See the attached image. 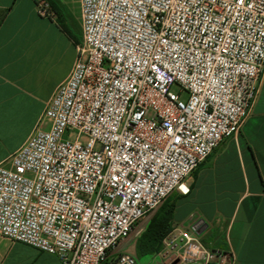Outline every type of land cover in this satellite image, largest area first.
<instances>
[{"label": "built area", "instance_id": "obj_1", "mask_svg": "<svg viewBox=\"0 0 264 264\" xmlns=\"http://www.w3.org/2000/svg\"><path fill=\"white\" fill-rule=\"evenodd\" d=\"M79 4L72 72L0 164V236L62 264H236L202 222L174 226L145 263L118 249L241 129L264 74V0ZM37 12L56 15L48 0Z\"/></svg>", "mask_w": 264, "mask_h": 264}, {"label": "crops", "instance_id": "obj_2", "mask_svg": "<svg viewBox=\"0 0 264 264\" xmlns=\"http://www.w3.org/2000/svg\"><path fill=\"white\" fill-rule=\"evenodd\" d=\"M57 1L55 17H42L37 0H0V164L27 142L72 72L81 20L70 18L67 0ZM171 196L174 226L202 222L198 233L206 245L232 253L236 264H264V74L239 132L221 142ZM0 264L62 263L0 236Z\"/></svg>", "mask_w": 264, "mask_h": 264}, {"label": "rangeland", "instance_id": "obj_3", "mask_svg": "<svg viewBox=\"0 0 264 264\" xmlns=\"http://www.w3.org/2000/svg\"><path fill=\"white\" fill-rule=\"evenodd\" d=\"M59 1L61 3L65 2L64 0H59ZM69 1H70V3H69ZM49 2L56 3L58 1L57 0H49ZM67 2H68V5H65V7L66 8L69 7L71 12H72L70 14V18H80V9L77 8V7H79L78 6V0H67ZM172 91L178 93L179 92L178 86L174 85L172 87ZM173 196H171L162 207H160L155 212H152L151 214L146 216V218L141 220L136 225V227L132 231L131 236L129 237V239L118 249L119 253H123V252L131 253V254L136 256L138 261H140L141 263H145L146 257L141 256L140 253H139L140 240H141L142 236L144 235V233L147 231V229L150 226V224L157 217H159L161 214H163V210L165 208L168 209V207L171 206L170 202L172 201ZM172 224H173V222H172Z\"/></svg>", "mask_w": 264, "mask_h": 264}, {"label": "trees", "instance_id": "obj_4", "mask_svg": "<svg viewBox=\"0 0 264 264\" xmlns=\"http://www.w3.org/2000/svg\"><path fill=\"white\" fill-rule=\"evenodd\" d=\"M50 4L53 6V2H50ZM171 221L172 213L170 207H168V209L165 208L163 210V214L150 224L147 231L142 236L139 246V253L141 256L146 257L160 250L164 237L174 227Z\"/></svg>", "mask_w": 264, "mask_h": 264}]
</instances>
